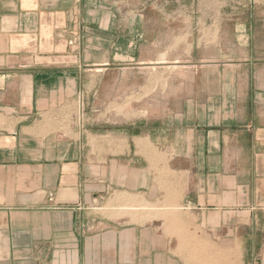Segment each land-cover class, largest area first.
Instances as JSON below:
<instances>
[{"label":"crops","instance_id":"1","mask_svg":"<svg viewBox=\"0 0 264 264\" xmlns=\"http://www.w3.org/2000/svg\"><path fill=\"white\" fill-rule=\"evenodd\" d=\"M114 4L0 0V264H156L147 227L118 231L104 215L119 202L178 210L167 221L178 220L181 264H264V56L232 61L230 17L178 19V62L193 68L178 102L94 124L83 111L59 133L74 100L102 90L80 85L84 68L127 70L166 50L160 32L136 35L149 21L120 23ZM200 28L218 29L217 42L182 41ZM249 28L246 46L262 40Z\"/></svg>","mask_w":264,"mask_h":264},{"label":"rangeland","instance_id":"2","mask_svg":"<svg viewBox=\"0 0 264 264\" xmlns=\"http://www.w3.org/2000/svg\"><path fill=\"white\" fill-rule=\"evenodd\" d=\"M105 1L110 2V0H103V2ZM113 2L118 9L117 19L120 23H126L127 20L140 24L143 19L147 20L150 25L146 26L144 30L136 28V35L143 33V37L152 38L160 32L161 39L167 40L168 45L166 50L158 55V58L155 55L156 59L152 60L149 57L151 53L147 52L145 55L152 61L150 60L144 65L129 66L127 70L125 69L127 67L120 64L114 70L106 71L102 75H95L94 69L97 68H84L85 75L81 74L80 85H102V90L81 94L83 100L80 103L78 100H74L75 103L66 109V112L62 114L64 124L58 125L61 130L59 133L62 132L65 136L71 135V123L82 121L83 111L88 114L86 117L89 119L88 122L94 124L95 120L115 121L128 117L152 115L159 111L160 104L164 106L166 103L178 102V96L182 95L178 93V78H182V83L185 84L191 80L193 72L191 64L178 62V44H176L178 43V29H176L178 19L190 21L191 17L193 20L199 17L201 21L222 22L230 17L232 61L247 56L249 52L251 54L250 49H253V57L264 56V0H132L129 3L126 0H113ZM192 8L193 14H191ZM127 9L132 13L126 16ZM163 23H166L164 25L166 27L163 26ZM249 26H251V32L255 33V36L261 37L262 40L255 45L246 46L242 37L247 36V32L250 30ZM121 30L127 32L125 28ZM204 32L205 30L201 28L200 30L189 29L188 35L183 36L182 41L185 42L186 37L197 36V33L200 37L212 36L214 33L211 40L217 42L218 29L213 30L212 33ZM183 48L186 49L183 51L184 54L190 52V44H184ZM201 74L204 73H200V76ZM152 107H156V109ZM106 126L110 127V125L103 127ZM115 198L116 196L112 200ZM132 205L128 202H119L112 205L111 211L104 210V215L119 223L118 231L129 224L147 227L153 250L151 260L156 261V264L164 259L171 261V264H181L178 252L174 251L175 245L178 248V239H176L178 220L167 221V218L177 215L178 210L166 209L164 205L156 204L149 206L150 210L144 212L133 210V208L139 207H132ZM139 239L141 238L137 235L133 242L137 244ZM160 249H167V252H159ZM125 256L131 257L133 254L130 252ZM183 256L189 262L192 261L191 254L184 253ZM202 256L195 254L193 260H203Z\"/></svg>","mask_w":264,"mask_h":264}]
</instances>
